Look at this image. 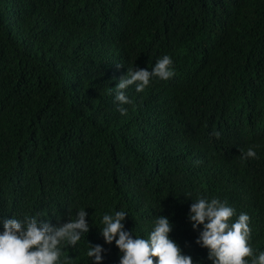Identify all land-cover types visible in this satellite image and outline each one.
<instances>
[{
	"label": "trees",
	"instance_id": "obj_1",
	"mask_svg": "<svg viewBox=\"0 0 264 264\" xmlns=\"http://www.w3.org/2000/svg\"><path fill=\"white\" fill-rule=\"evenodd\" d=\"M165 55L175 75L120 105L127 70ZM197 198L246 213L264 251V0H0V222L84 209L89 231L64 255L93 264L100 245L119 264L103 215L124 211L144 239L165 216L182 254L212 264L188 219Z\"/></svg>",
	"mask_w": 264,
	"mask_h": 264
},
{
	"label": "clouds",
	"instance_id": "obj_2",
	"mask_svg": "<svg viewBox=\"0 0 264 264\" xmlns=\"http://www.w3.org/2000/svg\"><path fill=\"white\" fill-rule=\"evenodd\" d=\"M174 75L173 60L168 55L158 59L151 70L128 69L115 86V100L120 105L130 104L132 101L125 92L129 86L135 84L136 92L140 93L154 78L167 81ZM118 111L122 116L127 115V109L122 106ZM213 134L220 137V132ZM239 151L242 163L256 158L255 146ZM87 215L81 209L75 219L69 218L68 222L57 226L41 220L40 213L26 215L23 220L4 219L0 222L3 227L0 232V264H70L71 257L64 255L63 248L75 247L82 235L88 233ZM126 215L124 211H115L114 214H104L101 221L100 233L104 242L111 244L115 240L116 247L123 254L119 264H193L192 257L182 254L178 244L169 238L173 226L167 217L158 216L149 237L144 239L133 238L131 231L124 230L122 221ZM235 215V209L226 201L197 198L190 205L188 214L193 230L202 226L195 242L208 249L207 258L212 264H264V251L256 255L249 243L250 217L240 213L232 222ZM88 245L87 256L94 258L93 264H101L102 246Z\"/></svg>",
	"mask_w": 264,
	"mask_h": 264
}]
</instances>
